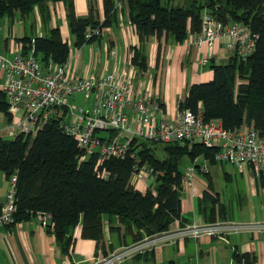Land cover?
<instances>
[{"label": "trees", "instance_id": "16d2710c", "mask_svg": "<svg viewBox=\"0 0 264 264\" xmlns=\"http://www.w3.org/2000/svg\"><path fill=\"white\" fill-rule=\"evenodd\" d=\"M48 1L56 0H0V16L16 12L21 18H30L35 9L46 27L50 16ZM60 1L72 43L76 46L99 36L101 30L85 37L86 26L116 25L119 8L125 9L136 34V43L130 46L129 55L134 73L146 67L148 35L157 39L158 56L160 38L169 42L183 40L188 31L199 28L202 9L223 22L237 19L249 23L257 32L254 49L245 59L234 53L218 60L208 57L204 64L211 69V76L189 82L185 92L177 97L176 107L187 106L194 110L199 106L204 118H218L226 127L241 122L258 128L264 126V0H188L182 4H171L170 0H119L120 7L115 0H101L102 17L97 15L93 0H87V10L83 14L75 12L73 0ZM31 36L34 53L41 60L49 56L60 62L67 57L69 45L61 38L57 25ZM18 38L21 50L26 51L30 35ZM0 113L5 122L10 120L11 113L2 91ZM96 132L101 134L100 130ZM150 142L157 141L133 138L129 145L133 156L128 153L121 157L110 156L94 166L95 151L79 156L82 150L75 140L51 117L33 134L21 131L11 137L0 134V170L6 176L15 172L14 221L29 218L36 209L47 210L50 213L47 227L61 252L67 251L76 225H79L81 236L97 242L106 223L108 230L114 231L125 243V233L132 240L166 228L174 218L188 221L180 212V195L184 192L180 188L178 162L183 154L189 160L198 154L201 160L206 158V163L218 161L212 158L216 147L196 141H192L190 147L186 142L160 141L163 153L159 156ZM134 156L157 170L148 174L152 182H147L143 189L129 181ZM195 165L194 169H198L197 163ZM102 167L107 170L106 175L100 174ZM201 171L205 186L194 197L195 209L203 221L223 218L225 203L212 188L208 168ZM223 176L228 178L229 173L223 171ZM252 176L256 184L264 178L263 175ZM146 251L134 255H143ZM235 255L247 263L253 260L250 252Z\"/></svg>", "mask_w": 264, "mask_h": 264}, {"label": "built area", "instance_id": "2783aa9c", "mask_svg": "<svg viewBox=\"0 0 264 264\" xmlns=\"http://www.w3.org/2000/svg\"><path fill=\"white\" fill-rule=\"evenodd\" d=\"M101 29L98 25L86 26L83 35L86 37ZM256 37L257 32L249 23L237 19L223 22L202 9L199 28L188 31L183 39L197 46L204 44L210 52H213L214 43L220 41L230 53L245 59L254 49ZM33 49V37L30 36L26 51L16 49L9 56L0 53V91L11 113L4 128L11 135L19 131L33 134L51 117L75 140L82 150L79 156L83 152L95 151L94 166L110 156L121 157L126 153L133 156L129 148L133 138L186 142L187 147L196 141L216 147L213 159L236 168L248 165L251 175L264 176V126L258 128L241 122L226 127L218 118H204L199 106L194 110L187 106L176 108L171 115H166L158 94L141 90L134 84V69L129 64L123 65L119 71L87 70L81 74L70 68L68 56L60 62L49 56L41 60ZM108 52L114 55V46H110ZM96 53L97 49L92 48L91 54ZM209 56V53H202L197 62L204 64ZM77 91H82L86 100L90 96V104L67 102V95ZM98 130L100 135L96 132ZM198 157V154L194 155L181 169L179 183L184 193L191 192V188L186 187L191 185L195 164L198 170L207 167L206 158L198 162ZM134 159L129 176L133 185H137L138 178L139 183H144L148 174L157 172L147 163L139 162L138 156ZM106 173L102 167L100 174ZM8 181L4 199L0 202V224L14 221L15 172L8 175ZM34 216L40 225L47 226L50 217L47 210L36 209ZM239 230L264 231V216L179 222L93 255L88 264H119L128 256L176 238L203 234L224 237L228 232Z\"/></svg>", "mask_w": 264, "mask_h": 264}, {"label": "crops", "instance_id": "0c3cea01", "mask_svg": "<svg viewBox=\"0 0 264 264\" xmlns=\"http://www.w3.org/2000/svg\"><path fill=\"white\" fill-rule=\"evenodd\" d=\"M118 2L119 0H115L117 7H120ZM73 4L76 13L86 12L87 0H73ZM92 4L97 15L102 17V1L93 0ZM48 6L50 16L46 27L57 25L61 38L68 42L66 37H70L69 40L72 42L62 2L60 0L48 1ZM118 11L116 25H103L102 31L106 35L103 36L102 33V36L95 38L96 45L93 48L97 49L96 55L91 54L92 48H90L88 57L84 61L83 58L78 59L76 55L74 57L72 48H70L68 63L76 73L83 74L87 70L108 71L115 69L119 71L125 64L132 67L129 62V51H131L130 46L136 43V34L126 17L125 9L119 8ZM46 27L41 24L35 9L30 18H21L16 12L12 15H1L0 53L6 56L11 55L16 49H21V41L18 37L43 33ZM156 44V37L152 34L148 35L146 67L140 73H134L136 76H134V84L141 90L148 89L158 94L166 115H171L175 111L177 97L185 92L189 82L207 79L211 76V69L207 68L206 64L197 62L202 53H209V57L214 60L223 59L230 53L227 48L221 45L220 41L214 43L213 52H210L207 51L204 44L197 46L186 39L169 42L164 41L161 37L158 56H156ZM110 46L115 48L114 55L108 52ZM211 163H217V166L222 170V176L223 171H226L230 177V172L223 163L218 161ZM244 169L248 176L250 175L249 194L247 195L245 192L240 196L236 206L238 213L236 217L227 213L225 217L264 216V178L263 181L256 184L248 165H243L238 171L241 173ZM137 181V185L134 186L143 189L146 182L139 183V178ZM203 183L205 186V182ZM8 184V176L0 170V202L4 199ZM204 186L199 184L195 189L193 188L194 191L180 195V212L188 217V221H201L194 206V197L200 193ZM179 222L178 218H174L168 226ZM123 238L129 241L130 235L125 233ZM122 242V239L118 238L114 231L108 230L106 223L103 225L102 237L97 242L91 237L81 236L79 225H76L73 228L67 251L61 252L55 243L51 229L40 225L36 216L32 215L29 218L15 220L10 224H0V264H51L54 262L87 264L91 256L114 248ZM240 252H250L253 255V260L247 263L237 259L235 253ZM263 252L264 231L239 230L228 232L224 237L203 234L197 237L176 238L154 245L143 255L128 256L119 264H264Z\"/></svg>", "mask_w": 264, "mask_h": 264}, {"label": "rangeland", "instance_id": "374dc122", "mask_svg": "<svg viewBox=\"0 0 264 264\" xmlns=\"http://www.w3.org/2000/svg\"><path fill=\"white\" fill-rule=\"evenodd\" d=\"M188 0H170L171 4H182L186 3ZM45 32V31H44ZM106 35L104 31H100L99 36ZM68 39V45L70 48H72V53L74 54V57L78 59L83 58L84 61H86L88 57V49L93 48L94 45H96V39H91V41H88L86 43H82L79 46H77V50L75 51L76 45H74L69 39L70 37H66ZM103 42V41H102ZM100 42V43H102ZM68 56V55H67ZM73 57V58H74ZM226 57V56H225ZM67 102H70L75 105H81L84 102L88 105L90 104V96L89 99H84V95L82 91H77L74 93H70L67 95ZM5 121L2 118V114L0 113V134H2L4 137H11L12 135L8 133L5 128ZM150 144L154 145V151L157 155H162V142L157 141ZM201 158H198V161H200ZM190 160L188 157L183 154L178 162V168L181 170L183 167L188 164ZM224 167L228 169L230 172V177L228 179L224 178L222 176V170L217 166V163H206V166L208 168V172L210 174V180L211 185L214 190H217L219 193L220 198L224 201L226 205V213L228 215L235 216L238 214L236 212V206L237 202L240 200V196L243 195L245 192L248 195L249 194V183H250V175L248 176L247 171L244 169L241 171H238L235 166H232L228 163H223ZM196 177V179H195ZM192 182L190 186H187L186 189H190L191 191H194L196 186H199V184H202L204 186L205 182V176L201 170L194 169L192 173ZM147 182H152L151 175L146 176L145 180ZM252 181V180H251ZM180 188H183L182 185H180ZM194 188V189H193Z\"/></svg>", "mask_w": 264, "mask_h": 264}]
</instances>
